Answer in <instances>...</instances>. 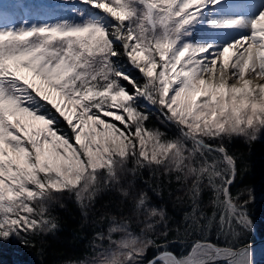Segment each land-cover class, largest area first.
<instances>
[{
  "label": "snow or ice",
  "instance_id": "1",
  "mask_svg": "<svg viewBox=\"0 0 264 264\" xmlns=\"http://www.w3.org/2000/svg\"><path fill=\"white\" fill-rule=\"evenodd\" d=\"M10 2L27 11L14 18L0 0V241L54 231L45 204L64 193L87 208L116 186L122 208L152 229L165 212L135 177L158 168L190 184L185 219L200 235L186 258L165 249L149 264H253L246 243H228L252 227L230 192L237 162L224 141L264 131V0ZM255 4L253 15L239 11ZM201 23L246 34L203 44L193 35ZM151 110L175 138L147 126ZM206 189L211 216L199 203ZM130 222L114 216L110 233ZM214 222L223 245L205 235ZM159 243L129 232L105 264H142Z\"/></svg>",
  "mask_w": 264,
  "mask_h": 264
},
{
  "label": "trees",
  "instance_id": "2",
  "mask_svg": "<svg viewBox=\"0 0 264 264\" xmlns=\"http://www.w3.org/2000/svg\"><path fill=\"white\" fill-rule=\"evenodd\" d=\"M147 126L160 128L162 131L171 129L170 125L162 123L160 115L154 110L150 112ZM224 143L237 162L235 180L230 186L234 199L241 201L249 191L264 192V141L232 138L230 141L225 140ZM134 166L133 162H129L127 167ZM123 176L124 185L127 186V182L132 180L133 176L130 172L124 173ZM175 177L176 173L168 174L162 169L145 168L137 173L135 186L137 190L147 191L150 203L165 212V225L155 228L161 234L167 232V237H162L163 241L167 240L166 246L170 249L168 251L179 256L177 245L186 242L193 244L200 234L194 233L190 220L185 219L186 215H191L192 212V202L188 193L190 184L177 181ZM116 187L111 191H102L91 203L85 201L88 204L87 208H83L75 197L67 199V195L64 194L60 200H53V204L49 203L46 208H48V214L57 223V228L46 234L29 235L25 239H16L11 242L0 241V264L81 262L94 255L96 244L100 242V235L107 233L114 216L118 221H124L125 217H128L131 221L129 223L131 229L140 232L139 225L142 223L138 222L136 217L130 216L127 209L122 208ZM210 199L211 193L206 189L199 200L201 210L208 216H211L213 211ZM243 202L248 217L260 237H263L264 201L245 199ZM240 231L241 236L236 240L230 237L228 243L248 244L255 241L252 230ZM205 235L217 244L225 243V237L217 231L215 222L211 232L206 231ZM163 241L160 242L163 243ZM157 254H148L150 256L148 259ZM259 264H264V259Z\"/></svg>",
  "mask_w": 264,
  "mask_h": 264
},
{
  "label": "rangeland",
  "instance_id": "3",
  "mask_svg": "<svg viewBox=\"0 0 264 264\" xmlns=\"http://www.w3.org/2000/svg\"><path fill=\"white\" fill-rule=\"evenodd\" d=\"M28 1H30V0H26V2H28ZM9 8L13 9L16 7H12L11 2L9 1ZM206 11L209 12V14H211L210 9L206 10ZM20 13H23V10H21ZM31 18H33V17H31ZM244 34H246V33H241L239 31H224V32L212 31L207 27V25L205 23H201L200 25H198L196 27L195 31L193 32V35L196 37L197 42L203 43V44H215V45H218L220 47L228 45L229 43H231L235 39L239 38L240 35H244ZM254 83H256V81H254ZM170 126H171V129H167L166 132L168 133L169 138H175L177 136V129L175 128L174 125H170ZM172 127H173V130H172ZM234 138H242L245 140H249V139H246L243 137H234ZM257 139H261L264 141V131H262L260 134H258ZM212 142L216 143L215 141H211V143ZM64 195H67V199H71L72 197H75L74 194L64 193ZM62 197H63V195H60L56 200L58 201ZM75 199H76V197H75ZM245 199H247V200L252 199V200L259 201V202L264 201V192H257V190L256 191H249L246 193L245 196L242 197L241 201L236 200V202L240 203V202H243ZM56 200H54V201H56ZM49 203L53 204L52 201L47 202L45 204V207H47V205ZM33 204L37 208L39 207V204L37 202H33ZM243 204L245 205L244 202H243ZM46 209L48 210V208H46ZM247 216H249L248 213H247ZM157 221H159V222H157ZM119 222L123 223L124 221L120 220ZM153 224H154V227L152 229H148L145 224L139 225V227H141L140 232H135L134 230L131 229L130 225L128 224L127 231H118V232L110 233V228L117 226V225H114L113 221H112V224L109 227L107 233L100 235V242L98 244H96V251L92 257H89V258H87L81 262H72V263L70 262L67 264H105L106 259L112 258V253H119L120 249H118L116 247V245L121 240L128 238L129 232H131V234L134 237H137L141 240L147 239V238H153V239L158 240L159 242L163 241L162 237H164V236H162V234L159 233V230L156 229L155 227L156 226L159 227L160 225H165V219L160 220L159 217H157L153 221ZM251 227H252V232H253L254 237L258 236L259 232L255 229L252 221H251ZM263 230H264V227H263ZM109 235H111V240H109ZM114 236H116L117 238L114 239L113 238ZM16 239L17 238H12L9 241L10 242L15 241ZM105 241H108V242L105 243ZM113 241L115 243H113ZM191 246H192V243H187V242L180 244L179 246L177 245V249L180 252L178 254L179 256L176 255L177 258H186L191 251ZM165 249L167 250V252H168V250H170L168 248V246H166L165 243H159L156 246L149 247L147 249L144 257L142 258V264H146V262L149 261L148 257H150V256L148 254L158 253L157 255H159L160 253L164 252ZM169 252H171V251H169ZM117 258L121 261L125 260V258L121 257V256H118ZM263 259H264V252L259 255V257L256 261V264H259L261 261H263Z\"/></svg>",
  "mask_w": 264,
  "mask_h": 264
},
{
  "label": "bare ground",
  "instance_id": "4",
  "mask_svg": "<svg viewBox=\"0 0 264 264\" xmlns=\"http://www.w3.org/2000/svg\"><path fill=\"white\" fill-rule=\"evenodd\" d=\"M251 7L250 13L253 15L257 9L259 8V4H255V5H246ZM256 83H260V81H256ZM261 241V239L259 240ZM250 248L253 251V264H256V261L259 257L260 254H262L264 252V242H257V244L255 245H251Z\"/></svg>",
  "mask_w": 264,
  "mask_h": 264
},
{
  "label": "water",
  "instance_id": "5",
  "mask_svg": "<svg viewBox=\"0 0 264 264\" xmlns=\"http://www.w3.org/2000/svg\"><path fill=\"white\" fill-rule=\"evenodd\" d=\"M261 239V241L264 242V237L263 238H257L254 242H251V243H248L247 245L250 247L251 245H255L257 244V242H261L259 241ZM168 253H171V252H168ZM164 253H161L159 254L158 256H156L155 258H159V257H162ZM172 255H174L173 253H171ZM175 256V255H174ZM177 258V256H175ZM154 259V258H153ZM153 259H151L150 261H152ZM146 264H149V261L146 263Z\"/></svg>",
  "mask_w": 264,
  "mask_h": 264
}]
</instances>
